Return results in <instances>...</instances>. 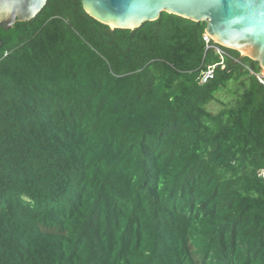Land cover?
<instances>
[{
	"label": "trees",
	"instance_id": "1",
	"mask_svg": "<svg viewBox=\"0 0 264 264\" xmlns=\"http://www.w3.org/2000/svg\"><path fill=\"white\" fill-rule=\"evenodd\" d=\"M205 28L81 0L0 27V264H264L261 66L223 47L200 83Z\"/></svg>",
	"mask_w": 264,
	"mask_h": 264
},
{
	"label": "water",
	"instance_id": "2",
	"mask_svg": "<svg viewBox=\"0 0 264 264\" xmlns=\"http://www.w3.org/2000/svg\"><path fill=\"white\" fill-rule=\"evenodd\" d=\"M47 0H0V27L28 21ZM94 19L110 27L134 29L162 12L205 21V31L231 49L242 50L264 68V0L245 6L241 0H81ZM249 53V54H248Z\"/></svg>",
	"mask_w": 264,
	"mask_h": 264
},
{
	"label": "built area",
	"instance_id": "3",
	"mask_svg": "<svg viewBox=\"0 0 264 264\" xmlns=\"http://www.w3.org/2000/svg\"><path fill=\"white\" fill-rule=\"evenodd\" d=\"M203 40L205 41L206 48H211L214 50V52L219 55L220 61L216 64L207 66L206 69L202 70L200 72V83H205L208 80H210L213 77V72L215 66L217 64H220L221 66H224L223 60L226 57H231L229 53L223 48V46L218 43L212 36H210L207 32L203 35ZM232 58V57H231ZM246 68L249 70L250 73L254 74L257 78V80L261 83L264 84V68L261 67V70L259 72H254L252 69L249 68L248 65H246ZM259 174L261 176H264V169H262Z\"/></svg>",
	"mask_w": 264,
	"mask_h": 264
},
{
	"label": "rangeland",
	"instance_id": "4",
	"mask_svg": "<svg viewBox=\"0 0 264 264\" xmlns=\"http://www.w3.org/2000/svg\"><path fill=\"white\" fill-rule=\"evenodd\" d=\"M242 53V52H241ZM246 57H244V61ZM228 84H231L228 86L226 90H220L215 94V97H217L218 100H213L209 102L206 105V109L210 111L211 113H217L222 107L221 104L224 103H231L233 99V89H234V81H230Z\"/></svg>",
	"mask_w": 264,
	"mask_h": 264
},
{
	"label": "clouds",
	"instance_id": "5",
	"mask_svg": "<svg viewBox=\"0 0 264 264\" xmlns=\"http://www.w3.org/2000/svg\"><path fill=\"white\" fill-rule=\"evenodd\" d=\"M241 3L244 4L245 6H250L251 4L255 3V0H241ZM206 32V31H205ZM219 43V42H218ZM222 45V44H221ZM223 47H226L224 45H222ZM240 51V50H239ZM241 53V52H240ZM249 57V56H248ZM262 170V169H261ZM260 170V171H261ZM259 171V172H260Z\"/></svg>",
	"mask_w": 264,
	"mask_h": 264
},
{
	"label": "bare ground",
	"instance_id": "6",
	"mask_svg": "<svg viewBox=\"0 0 264 264\" xmlns=\"http://www.w3.org/2000/svg\"><path fill=\"white\" fill-rule=\"evenodd\" d=\"M214 38V37H213ZM216 40V38H214ZM217 41V40H216ZM218 42V41H217ZM240 52L244 53L242 50H240ZM249 54V53H248ZM177 215V214H176ZM206 228V227H205Z\"/></svg>",
	"mask_w": 264,
	"mask_h": 264
}]
</instances>
